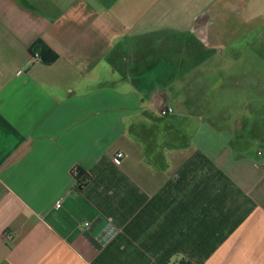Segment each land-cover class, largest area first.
I'll use <instances>...</instances> for the list:
<instances>
[{
	"label": "crops",
	"instance_id": "obj_1",
	"mask_svg": "<svg viewBox=\"0 0 264 264\" xmlns=\"http://www.w3.org/2000/svg\"><path fill=\"white\" fill-rule=\"evenodd\" d=\"M215 2L264 26V0ZM205 13L218 12L204 7L184 29L194 49L173 54L178 31L131 37L139 25L116 29L101 0H0V264H264L253 118L245 108L228 138L194 142L208 122L221 128L206 96L222 75L205 82L216 66L204 48L225 27L201 26L202 41L190 28ZM37 41L53 61H31Z\"/></svg>",
	"mask_w": 264,
	"mask_h": 264
},
{
	"label": "rangeland",
	"instance_id": "obj_2",
	"mask_svg": "<svg viewBox=\"0 0 264 264\" xmlns=\"http://www.w3.org/2000/svg\"><path fill=\"white\" fill-rule=\"evenodd\" d=\"M103 5H108L110 9V23L116 26L123 24H129L131 27L133 23L139 26L131 27V31H125L133 37V33L137 34L136 29L139 28V32L148 31L149 29L167 28L173 30L176 33V39L174 42L173 54L178 53L179 45L185 47L190 52L194 49V46L190 44L193 37L189 38L187 32L184 29L190 27V23L196 14L202 8H208L209 11L214 13H220L216 15V18L212 19L211 26L216 27L217 30L222 31V27H225L222 31V41L215 47L209 46L205 49L207 56L214 57L212 62L215 67L216 76L211 73L208 63L204 69L205 82L216 79L217 75H222L223 80L221 84V92L207 93L206 102L208 107L211 108V104L216 112V116L221 114V128H213L208 124L200 128V134L195 136L194 142L201 146H207L217 140H224L228 138L230 130L228 124L237 120L238 118L245 117V108L249 118H253L254 126L252 133L254 134L251 141L248 143L249 150L254 156V152L257 148L264 147L262 141H256V139L264 140V83L257 82L249 73L251 69H254V74H259L261 80L264 82V26L259 23L251 25H244L241 22H237L236 16H232L228 11L226 16L221 14L220 9H216L215 0H101ZM222 1V0H221ZM218 6H224V3H217ZM223 8V7H222ZM225 9V8H223ZM239 11V9L237 8ZM260 14L263 15L264 10L261 8ZM214 27H211L214 30ZM162 28V29H163ZM191 30V28H190ZM234 32L232 33L231 32ZM247 34H245V32ZM115 32V28L111 29V35ZM192 33V32H191ZM158 38H162V31L158 32ZM113 36V35H112ZM138 38L137 36L135 37ZM228 38H232L233 43H228ZM133 39V38H132ZM138 38L137 40H139ZM227 39V40H226ZM117 39H115L116 41ZM157 41V40H156ZM141 45L144 44V40H141ZM173 44V43H172ZM203 45V43H202ZM207 46V45H206ZM204 47V46H203ZM146 48V46H145ZM181 49H179L180 51ZM203 51V48H202ZM183 52V51H182ZM238 60V61H237ZM176 71H180L177 67L178 62H174ZM167 66H171L167 64ZM241 66H243L242 69ZM159 69V68H158ZM162 69L158 70V81L161 82V76L163 75ZM173 71L170 69V72ZM166 73V71H165ZM250 75H249V74ZM169 74V73H168ZM248 74V75H247ZM215 76V77H214ZM235 78V79H234ZM220 81V77H219ZM202 83V82H200ZM174 91L181 90L183 84L174 80ZM162 86V83L158 85ZM163 87V86H162ZM214 99L212 100V98ZM211 103V104H210ZM241 107V110H240ZM211 108L212 111H214ZM208 113L206 118H208ZM218 130V131H217ZM250 132V133H251ZM251 135V134H250ZM225 138V139H226ZM253 140V141H252ZM218 141L216 144H218ZM224 144V143H223Z\"/></svg>",
	"mask_w": 264,
	"mask_h": 264
},
{
	"label": "flooded vegetation",
	"instance_id": "obj_3",
	"mask_svg": "<svg viewBox=\"0 0 264 264\" xmlns=\"http://www.w3.org/2000/svg\"><path fill=\"white\" fill-rule=\"evenodd\" d=\"M232 16H236L237 17V19L238 18H240L241 17V14H240V10L238 11L237 10V8H235L234 10H233V12H232ZM207 17H208V13H205V14H202V15H200L199 17H197L195 20H194V23H193V27H192V31L193 32H196V33H198V34H200L201 35V40L202 41H204V40H206L205 38H207V36H208V32H206V31H201L200 30V27L201 26H205L206 24H210L211 22L207 19ZM237 22H239V20L237 21ZM223 27V26H222ZM231 32H232V30H231ZM245 32V31H244ZM232 33H234V32H232ZM245 34H247V32H245ZM227 40V39H226ZM207 41V40H206ZM222 41V38H219L218 40H217V43H216V45H218L220 42ZM233 40H232V38H228V43L230 44V43H233L232 42ZM238 61V60H237ZM243 68V66H241V68L240 69H242ZM250 74H251V76L254 78V79H256L257 80V82H260V83H264L262 80H261V77L259 76V74H254V69H251L250 70V72H249ZM248 73V74H249ZM247 74V75H248ZM249 74V75H250ZM235 79V78H234ZM248 116H250L249 114H248Z\"/></svg>",
	"mask_w": 264,
	"mask_h": 264
},
{
	"label": "trees",
	"instance_id": "obj_4",
	"mask_svg": "<svg viewBox=\"0 0 264 264\" xmlns=\"http://www.w3.org/2000/svg\"><path fill=\"white\" fill-rule=\"evenodd\" d=\"M35 52H37L39 54L41 63H48V62H51L55 59L54 53H52V51H50L49 48L47 47V45L45 43H43L42 41H37L36 43H34L30 47V53H35ZM73 174H74L75 178L77 180H79V182H80L81 181L80 179H81L83 173L76 170V171H74ZM180 264H183V263L181 262Z\"/></svg>",
	"mask_w": 264,
	"mask_h": 264
},
{
	"label": "built area",
	"instance_id": "obj_5",
	"mask_svg": "<svg viewBox=\"0 0 264 264\" xmlns=\"http://www.w3.org/2000/svg\"><path fill=\"white\" fill-rule=\"evenodd\" d=\"M31 61H33V62H40V57H39V54H38L37 52H35V53H31ZM171 110H172V107H171V106H169V105H164L163 107L160 108V114L163 115V116H165V115L168 114ZM258 154H259V152H258ZM116 157H117V158L122 157V153H121V152L117 153V154H116ZM88 224H89L88 222H85V223H84V226H88ZM86 245H88V243H85L84 247H85ZM84 247L81 246L79 249H80V250H83Z\"/></svg>",
	"mask_w": 264,
	"mask_h": 264
}]
</instances>
